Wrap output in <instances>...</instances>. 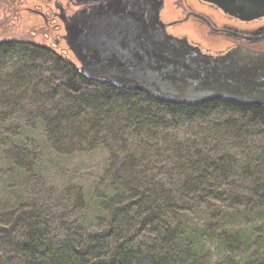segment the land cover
Instances as JSON below:
<instances>
[{
  "label": "trees",
  "instance_id": "trees-1",
  "mask_svg": "<svg viewBox=\"0 0 264 264\" xmlns=\"http://www.w3.org/2000/svg\"><path fill=\"white\" fill-rule=\"evenodd\" d=\"M14 55L19 58L13 70H0V99L18 91L19 101H37L36 86L49 84L52 92L71 96L69 103L40 111L55 146L85 139L91 131L97 137L102 130L117 140L124 156L112 174L110 193L100 195L105 215L96 231L83 221L53 229L44 205L0 213V264H209L198 229L185 222L188 211L202 204L210 208L219 198L225 206H216V216L243 206L264 215L263 178L255 183L253 198L242 185L227 184L238 173L256 176L264 168L263 157L240 169L229 148L243 141V121L264 126L263 107L222 99L172 103L117 87L86 77L68 53L48 41L0 40V69ZM219 108L232 117L209 120ZM168 128L173 129L166 133ZM132 137L137 144L131 150ZM17 149L8 152L15 167L32 171L33 160L26 162ZM154 156L159 163L152 162ZM224 230V264H264L263 227L252 243L239 230Z\"/></svg>",
  "mask_w": 264,
  "mask_h": 264
},
{
  "label": "rangeland",
  "instance_id": "rangeland-1",
  "mask_svg": "<svg viewBox=\"0 0 264 264\" xmlns=\"http://www.w3.org/2000/svg\"><path fill=\"white\" fill-rule=\"evenodd\" d=\"M53 2L54 0H0V40L16 38L36 42L48 41L52 44L55 34L44 35L50 28L46 25L44 17L35 9L45 11L47 7L54 8ZM175 10L173 0H164L163 15L166 18L172 17ZM202 41L207 48L216 47L213 43ZM68 55L76 61L74 55ZM18 58V55L7 58L3 62L4 68L0 70L12 71ZM36 87L37 101L33 98L25 102L19 101L14 98L19 96L18 91L10 95L5 93L6 97L0 99V213L44 205L49 213L45 220L54 223L53 229L73 221H83V227L96 231L100 227L99 221L105 215L100 195L110 193L112 174L120 165L124 152L117 140H111L102 130L97 137L93 131H88L85 139L77 136L55 146L48 139L40 111L44 110L46 114L58 102L69 103L71 96L62 91L52 92L51 86L43 82ZM223 111L219 108L208 117L209 120L216 122L232 117L231 113ZM172 129L168 128L166 133ZM240 131L243 141L239 140L240 144L232 143L233 147L229 148H233L235 158L240 160L241 169L255 163L256 159L263 160L264 126L246 120V123H241ZM145 135L146 132L143 136L147 138ZM129 140L131 150L136 148L137 139L132 137ZM14 148L24 151L26 162L33 160L32 171L15 167L8 156V152ZM151 160L159 163L157 156ZM156 171L158 172V169ZM262 178L264 180V168L256 176H243L238 173L230 177L227 184L242 185L247 198H253V195L257 197L255 183L260 182ZM216 206L225 205L219 198L212 201L210 208L207 204H202L188 211L185 222L198 229L201 244H205L207 254L211 255L209 264H224V259L221 258L225 254L220 243L222 234L228 233L224 229L239 230L245 237H249L252 243L254 238L261 236L258 228L264 229V215L256 211L251 212L249 207L243 206L233 214L216 216Z\"/></svg>",
  "mask_w": 264,
  "mask_h": 264
},
{
  "label": "water",
  "instance_id": "water-1",
  "mask_svg": "<svg viewBox=\"0 0 264 264\" xmlns=\"http://www.w3.org/2000/svg\"><path fill=\"white\" fill-rule=\"evenodd\" d=\"M207 1L243 20L264 16V0ZM83 2L88 8L72 17L61 15L80 70L84 65L86 71L167 102L222 98L264 107V58L256 52L240 47L223 54L204 52L187 37L168 33L171 22L161 19L164 0Z\"/></svg>",
  "mask_w": 264,
  "mask_h": 264
},
{
  "label": "flooded vegetation",
  "instance_id": "flooded-vegetation-1",
  "mask_svg": "<svg viewBox=\"0 0 264 264\" xmlns=\"http://www.w3.org/2000/svg\"><path fill=\"white\" fill-rule=\"evenodd\" d=\"M173 1L176 10L172 17L166 18L163 15L164 7L161 11V19L165 22H171L166 28L168 33L179 37H187L191 43L197 45L204 52L223 54L240 47L244 52H248V50L254 53L256 52V55L259 58H264V16L251 20H243L222 11L220 7L207 0ZM53 4L54 8L47 7L48 9H45V11H42L39 8L35 9L36 12L44 17L46 25L50 28L49 31L44 32V35L49 36L51 33H54V42L52 44L54 46H60L63 52L74 55L67 43L65 23L62 20L61 15L64 17H72L78 10L88 8L89 4L87 2L80 3V0H54ZM67 21L71 32L70 18ZM202 40H205L208 43H213L216 47L207 48L202 43ZM60 44H63L64 46H61ZM76 61L77 66L81 68V62L77 58ZM83 74L86 77L88 76L102 81H108L117 87L146 93L145 91L130 88L128 86L118 85L102 75L93 73L92 69L86 71L84 65ZM217 99L221 100L222 98ZM226 101L245 105H259L257 103H245L234 100Z\"/></svg>",
  "mask_w": 264,
  "mask_h": 264
}]
</instances>
